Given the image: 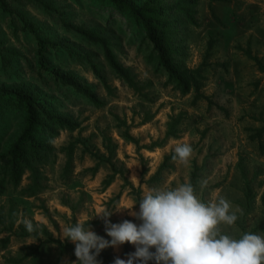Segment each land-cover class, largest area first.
Returning <instances> with one entry per match:
<instances>
[{
	"label": "rangeland",
	"instance_id": "obj_1",
	"mask_svg": "<svg viewBox=\"0 0 264 264\" xmlns=\"http://www.w3.org/2000/svg\"><path fill=\"white\" fill-rule=\"evenodd\" d=\"M40 2L57 12L46 11ZM7 3L9 12L0 9V86H21L47 97L50 107L77 121L79 128L59 130L52 137L53 151L35 166V186L30 171L16 186L1 180L0 174V264L73 261L75 245L63 240L64 226L77 221L85 227L89 224L110 240L98 214L138 203L149 188L183 183H191L205 203L222 196L232 210L242 211L235 225L221 226L226 234L264 236V131L258 139L251 136L264 120V0L196 1L197 25L187 27L183 61L190 68L199 66L202 96L196 99L192 88L180 93L165 83V74L147 59L149 47L139 43V36L117 12L109 13L107 0ZM17 12L39 24L41 35L57 44L47 49L46 66L89 84L104 105L94 107L70 87L37 71L34 38L21 29ZM66 23L106 36L116 59L134 74L139 91L119 80L100 48ZM209 38L212 45L204 56ZM246 48L257 62L244 55ZM85 54L98 66L109 92L79 56ZM16 131L9 125L2 141ZM108 138L111 155L104 146ZM183 143L193 148L188 165L172 159L174 147ZM203 180L207 186L202 189ZM23 219L33 223L34 231L26 230ZM110 219L139 223L127 209L114 212ZM47 237L59 239L62 246L47 242ZM134 251L130 243L110 246L97 259L114 264Z\"/></svg>",
	"mask_w": 264,
	"mask_h": 264
},
{
	"label": "trees",
	"instance_id": "obj_2",
	"mask_svg": "<svg viewBox=\"0 0 264 264\" xmlns=\"http://www.w3.org/2000/svg\"><path fill=\"white\" fill-rule=\"evenodd\" d=\"M35 1V0H33ZM197 0H107L110 11L128 22L131 32L139 36V43H145L149 47L147 59L153 61L156 69L165 74V83L172 84L180 93H187L191 88L194 91L193 99L201 97L198 80L201 78L199 66L190 68L184 65L187 45L185 43L188 26H196L194 17ZM48 12H57L51 4L40 2ZM0 9L9 12L7 0H0ZM16 17L21 29L32 35L35 42L34 56L38 72H44L55 82L70 87L74 92L84 96L94 107H101L104 102L93 92L92 87L79 81L68 72L48 68L44 61V55L48 48H54L56 43L41 35L39 24L33 22L25 13L17 12ZM65 26L80 35L90 44L100 48L102 58L111 72L127 87L139 91L134 74L129 67L123 66L112 50V45L106 36H101L95 31L80 26L66 23ZM212 39L206 42L204 56L209 54ZM239 48V47H238ZM244 55L253 61L258 59L250 54L248 48L244 49ZM83 56L88 63L92 74L99 80L102 87L109 92L108 84L100 73L98 66L92 62L88 54ZM1 58L4 57L1 55ZM47 97H40L34 92L21 86H0V174L1 180H5L12 186H16L22 174L30 171L32 184L37 182V164L46 161L53 151L51 139L59 130H74L79 128V123L71 117L57 112L46 102ZM17 130L13 137L2 141L1 137L9 125ZM169 129V127H168ZM264 131V120L257 128L252 138H259ZM130 141L135 142L129 135ZM107 140V139H106ZM108 142L104 143L106 147ZM108 155L111 150L108 147ZM67 165V164H66ZM243 176V174H242ZM244 178L246 194L250 193L248 182ZM108 183V180L105 184ZM0 185V190H1ZM47 242H53L60 246L63 243L59 239L47 237Z\"/></svg>",
	"mask_w": 264,
	"mask_h": 264
},
{
	"label": "clouds",
	"instance_id": "obj_3",
	"mask_svg": "<svg viewBox=\"0 0 264 264\" xmlns=\"http://www.w3.org/2000/svg\"><path fill=\"white\" fill-rule=\"evenodd\" d=\"M193 148L188 143L174 147L173 161L188 165ZM207 180L200 183L203 189ZM138 204L139 210H135ZM127 209L139 223L125 219L113 223L114 212ZM115 211L98 214L111 239H105L79 221L61 229L63 240L74 245L75 260L63 264H101L97 259L102 250L130 243L135 251L127 260L117 258L114 264H264V236L246 232L239 237L226 234L221 226H233L242 215L239 208L232 210L224 197L203 202L191 183L176 187L149 188L138 203ZM29 232L33 223L23 219ZM155 249V251H152Z\"/></svg>",
	"mask_w": 264,
	"mask_h": 264
}]
</instances>
